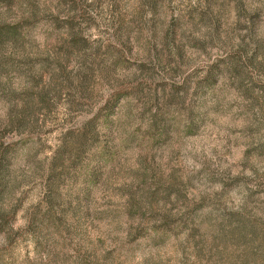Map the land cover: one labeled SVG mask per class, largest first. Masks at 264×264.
<instances>
[{
    "label": "rangeland",
    "instance_id": "374dc122",
    "mask_svg": "<svg viewBox=\"0 0 264 264\" xmlns=\"http://www.w3.org/2000/svg\"><path fill=\"white\" fill-rule=\"evenodd\" d=\"M0 264H264V0H0Z\"/></svg>",
    "mask_w": 264,
    "mask_h": 264
}]
</instances>
